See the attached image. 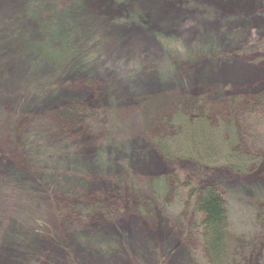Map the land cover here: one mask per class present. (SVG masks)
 <instances>
[{
  "label": "rangeland",
  "instance_id": "374dc122",
  "mask_svg": "<svg viewBox=\"0 0 264 264\" xmlns=\"http://www.w3.org/2000/svg\"><path fill=\"white\" fill-rule=\"evenodd\" d=\"M262 92L264 0H0V264H204L186 195L205 185L251 249L244 264H264V114L238 113L247 172L147 140L182 98L213 119ZM155 177L164 198L143 214ZM82 200L101 207L81 219Z\"/></svg>",
  "mask_w": 264,
  "mask_h": 264
},
{
  "label": "trees",
  "instance_id": "16d2710c",
  "mask_svg": "<svg viewBox=\"0 0 264 264\" xmlns=\"http://www.w3.org/2000/svg\"><path fill=\"white\" fill-rule=\"evenodd\" d=\"M226 101V109L209 119L211 106L204 103L203 97L182 98L171 114L157 116L164 128L159 133L147 134L149 144L164 158L186 159L200 170L226 167L237 173L247 172L257 163V157L243 147L238 113H245L249 118L264 114V92L249 99L227 97ZM67 110L81 112L79 106L73 105ZM164 184L163 177H155L150 182L152 195L137 192V207L143 214L150 213L164 198ZM187 191L189 205L199 215V221L190 229L200 233L204 264H244L251 249L229 231L225 200L220 192L211 185L195 186ZM100 207L98 202L82 200L72 205V211L81 219H87ZM258 218L264 219V201L259 204Z\"/></svg>",
  "mask_w": 264,
  "mask_h": 264
},
{
  "label": "bare ground",
  "instance_id": "6f19581e",
  "mask_svg": "<svg viewBox=\"0 0 264 264\" xmlns=\"http://www.w3.org/2000/svg\"><path fill=\"white\" fill-rule=\"evenodd\" d=\"M28 83L27 82H25L24 83V86H26ZM23 86V87H24ZM19 87H22V86H19ZM12 89H14V86H12L11 87ZM27 103H29V101L28 102H25L24 104H20L19 105V107L20 108H24L26 105H27ZM0 140L3 142V143H5L6 145H7V143H9V141L5 138V136H3V127L2 126H0ZM92 167V166H91ZM96 168H95V166H94V164H93V167H92V169L91 170H93V171H96L95 170ZM76 187V186H75ZM77 189H80L81 188V190H83L84 188L81 186V184H79L77 187H76ZM26 193H28V191H26ZM30 210L28 211L29 212V214H28V216H26V221H28L29 219H30V212H31V210H32V212H33V209H31V208H29ZM29 223V222H28ZM54 228H56V227H54Z\"/></svg>",
  "mask_w": 264,
  "mask_h": 264
}]
</instances>
